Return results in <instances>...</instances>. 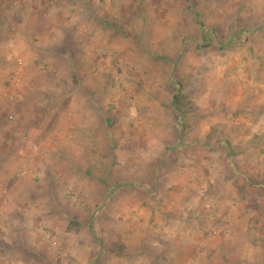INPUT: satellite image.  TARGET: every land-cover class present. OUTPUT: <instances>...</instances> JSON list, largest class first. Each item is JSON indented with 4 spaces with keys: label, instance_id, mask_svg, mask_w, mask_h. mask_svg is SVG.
Returning a JSON list of instances; mask_svg holds the SVG:
<instances>
[{
    "label": "rangeland",
    "instance_id": "374dc122",
    "mask_svg": "<svg viewBox=\"0 0 264 264\" xmlns=\"http://www.w3.org/2000/svg\"><path fill=\"white\" fill-rule=\"evenodd\" d=\"M43 53L64 65L36 62ZM28 97L37 108L24 109ZM68 127L79 148H52L63 140L53 131ZM25 142L38 149L16 165L8 145ZM175 151L186 156V219L200 213L196 224L211 225L201 234L224 238L215 264H264V0H0V264H53L58 246L40 256L32 244L90 221L85 210L72 219L59 195L83 208L92 175L125 178L132 192L117 198L111 187L124 211L108 206L99 223L114 214L131 242L148 233L133 193L170 182L164 157ZM21 174L29 188L13 190Z\"/></svg>",
    "mask_w": 264,
    "mask_h": 264
},
{
    "label": "crops",
    "instance_id": "0c3cea01",
    "mask_svg": "<svg viewBox=\"0 0 264 264\" xmlns=\"http://www.w3.org/2000/svg\"><path fill=\"white\" fill-rule=\"evenodd\" d=\"M38 19L39 18H37V20ZM88 20H93V16H89ZM39 50H37V54L40 55H42L43 51H46V49L40 50L41 52ZM50 50L54 51L53 48ZM51 51H47V53H52ZM45 55L46 54H44L43 56ZM46 56H48V59H44L43 57H37L35 61L38 63H47V66L51 69H59L61 66L64 65V60H62L61 62V60H57V58L53 57L54 55ZM69 63L71 64V62ZM31 96L33 97V95ZM17 101L18 98L14 97V101L12 103L17 104ZM25 101H29L30 105H28V103L26 102V107L24 109L30 110L32 109V107H38V100L35 102V105L33 99L29 97L28 99H25ZM30 113L32 112H27L25 114L24 111L26 117H29ZM47 113V115H49L48 111ZM55 115H57L56 112L54 116ZM24 121H26L25 118ZM38 127L40 126H37L34 129L30 128V130L32 133L34 132V134L39 133L40 131L39 135H42L44 133V128L42 126L40 128ZM69 127L72 128V126ZM69 127L66 129L60 128L53 131L54 134L58 132L56 136H61L60 138L63 137V140H60L55 143L57 146L52 145V148L58 149V147H63L64 144H69L72 149L79 148V144L72 141H68L69 139H64L65 137H68L67 134H69ZM93 128L95 127L90 126L87 136L88 143H85V146L89 145L91 139L89 133L94 130ZM24 135L25 132H23V134H20L21 137H23ZM92 141L94 140L92 139ZM29 142H25L24 144L18 143L16 144L17 147L12 146L11 144L8 145L9 148H11L10 150H12L11 154L13 156V159L16 160V165L20 161L23 162V158L20 157V154L18 153H24L23 155H26L27 153L25 150H27V147L31 148L32 151L38 149L39 141L33 142V144H31L32 142ZM13 143L14 140L12 144ZM175 143L177 144V142ZM109 145V142L102 143L103 147H108ZM175 149L180 151L178 147H176ZM171 155L172 156L167 155L166 157H164V160H166V164L162 170H167L166 172H170L172 169L175 170L174 174L170 175V182L162 181L161 177V179H159L158 181L159 191H147L146 189L143 191L138 190L136 191V193L134 191L133 193V196L135 197V200L133 202L135 204L134 208H136L137 206V208L139 209L138 213H141L142 215L144 213V216L146 218V220L144 221L146 223H142L141 227L143 229L145 228V230H148V233L142 232V235L138 236L131 242L128 238V225L126 223L121 224L119 218L113 216L114 214H110L109 224L107 223L106 225H104L99 223L98 220H100V216L104 215V213L106 212L107 214H109L111 207H117L118 212L124 209L123 206L125 207V202L122 201L120 198L117 203L116 197L113 196L112 199H110V197L107 198L109 196L110 190H112L111 187L115 188L117 198L118 196H123L124 193L132 195V192H128L126 189L123 188L125 186H122L121 181H125V178H122V180H118V183H115L112 182L110 178L108 179L107 177H97L92 175L88 178L86 182L87 194H89V192L93 190L90 193L92 194V196L90 200L85 202V206L83 208L77 207L75 209L69 203L70 200L66 198L69 197V195L66 196L65 192L60 193L59 195L61 201L69 204L70 208L67 207V210L70 212L71 218L73 217L75 219L77 212L81 213L85 210V212H87L86 216L88 215L87 219H90V221L87 223L83 220L84 217H80L77 220L78 222H80L79 233L75 235L67 232L66 234L63 233V235L60 237L59 242L56 240H53V243L48 240H38L36 243L32 244V250L38 248L37 251L41 256L43 247L44 249H46L52 244L58 246L59 248L55 252L56 256H54L53 258V264H186V261L188 262V264H194L196 259L197 261H200L198 264H215L216 261H220L222 263V257L224 256V254L221 253L219 250H215V247L213 246H217L218 244L223 245L222 242L224 238L212 235L203 236L205 233H207L204 228L207 226L211 227V225H206V222H204V225L206 226L201 229L202 226L196 224L198 223V220L201 217L204 218V216H200V213L197 216L199 217L198 220L195 218V216L191 217L190 219H186V168H183V166H186V156L184 155L183 157H181L176 151L172 152ZM72 158V161L74 162L75 158ZM24 160H27L25 156ZM88 162L89 164L92 163L91 161ZM121 164L122 162L120 161V166ZM105 175L110 176L108 173H105ZM23 177L24 176H22V174L19 178L16 175L10 176L8 183H12L13 190H22L21 187L24 189H26V187L29 188V186L27 185H30V180H27V178ZM71 182L72 183L70 184V186L76 187V183L72 179ZM17 186H19V189H16ZM36 188V185H34L35 190ZM99 199L101 203L99 202ZM80 209L81 211H79ZM64 213H66V211H64ZM199 222L201 223L200 220ZM62 223H64L63 225L66 228L68 225L67 219L62 220ZM187 227L190 228L187 229ZM194 227L197 228V230L199 229V231H197V235L195 234L196 230L194 229ZM109 228L117 229L116 233L113 232L114 236H103L104 238L98 236L99 233L102 232L103 235H106V231ZM96 229H99V231H96ZM191 230L194 231L192 232ZM90 231H92V234L95 233L96 236H91ZM83 233L84 235H82ZM87 233H89V236H87ZM192 233L194 234V236ZM226 243H228V241ZM188 244L191 247L193 246L197 248V254H195L194 256L192 255V257L186 255V245ZM36 245L38 247L34 248V246ZM114 245L122 246L123 253H120L121 250H117L116 248L111 247ZM128 250L130 252H127Z\"/></svg>",
    "mask_w": 264,
    "mask_h": 264
},
{
    "label": "trees",
    "instance_id": "16d2710c",
    "mask_svg": "<svg viewBox=\"0 0 264 264\" xmlns=\"http://www.w3.org/2000/svg\"><path fill=\"white\" fill-rule=\"evenodd\" d=\"M146 54H149V55H152L151 53H149V52H145ZM154 58H159V59H161V60H165L166 58L165 57H157V56H155V55H152ZM178 99V97H177V95L174 97V102H173V104L175 105L176 104V100ZM179 100V99H178ZM69 230H72L71 228H69Z\"/></svg>",
    "mask_w": 264,
    "mask_h": 264
}]
</instances>
